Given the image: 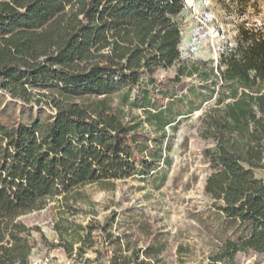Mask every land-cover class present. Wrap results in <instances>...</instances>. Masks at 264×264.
I'll use <instances>...</instances> for the list:
<instances>
[{"label":"trees","instance_id":"obj_1","mask_svg":"<svg viewBox=\"0 0 264 264\" xmlns=\"http://www.w3.org/2000/svg\"><path fill=\"white\" fill-rule=\"evenodd\" d=\"M185 9V0H0V264H30L38 246L92 248L91 264H164L162 239L127 253L116 213L77 221L81 189L164 179L172 133L214 98L200 135L215 143L203 150L205 193L223 239L207 264L249 251L264 264V20L241 23L218 72L206 71L182 57ZM54 200L59 243L20 218Z\"/></svg>","mask_w":264,"mask_h":264},{"label":"rangeland","instance_id":"obj_2","mask_svg":"<svg viewBox=\"0 0 264 264\" xmlns=\"http://www.w3.org/2000/svg\"><path fill=\"white\" fill-rule=\"evenodd\" d=\"M186 9L180 19L183 41L180 46L183 59L196 63H208L204 70L218 72L220 55L234 47L238 26L243 22L260 25L264 20V0H185ZM172 75L162 71L161 75ZM191 81L200 83L197 76ZM215 98L203 108L182 119L173 135L170 164H163L165 178L157 174L147 180L141 176L113 182V186L89 184L81 189L85 199V212L76 220L87 224L91 219L104 221L116 213L113 232L123 236L126 245L145 250L156 239L164 246L160 257L164 264H207L222 241L209 210L210 198L205 193L209 174L204 157L205 148H213V140L200 135V116L211 106ZM61 204L50 201L38 211L20 218L30 227L44 233L50 243H59L55 230ZM37 233V230H35ZM99 242L97 247H99ZM77 247V245H76ZM96 252L88 248L83 256H76L61 247L33 253V260L50 256L48 264H62L72 259L73 264H91ZM263 256L253 251L240 252L233 264H256ZM226 264V263H221Z\"/></svg>","mask_w":264,"mask_h":264},{"label":"built area","instance_id":"obj_3","mask_svg":"<svg viewBox=\"0 0 264 264\" xmlns=\"http://www.w3.org/2000/svg\"><path fill=\"white\" fill-rule=\"evenodd\" d=\"M51 257L50 256H44L38 259V261L33 260V258H31V263L30 264H48V262L50 261ZM62 264H73V260L69 259L64 261Z\"/></svg>","mask_w":264,"mask_h":264}]
</instances>
